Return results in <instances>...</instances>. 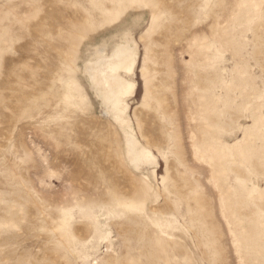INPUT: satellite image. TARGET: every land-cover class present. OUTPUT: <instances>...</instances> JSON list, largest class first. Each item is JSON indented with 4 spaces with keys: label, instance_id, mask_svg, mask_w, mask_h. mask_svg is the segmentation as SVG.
<instances>
[{
    "label": "rangeland",
    "instance_id": "1",
    "mask_svg": "<svg viewBox=\"0 0 264 264\" xmlns=\"http://www.w3.org/2000/svg\"><path fill=\"white\" fill-rule=\"evenodd\" d=\"M0 264H264V0H0Z\"/></svg>",
    "mask_w": 264,
    "mask_h": 264
},
{
    "label": "bare ground",
    "instance_id": "2",
    "mask_svg": "<svg viewBox=\"0 0 264 264\" xmlns=\"http://www.w3.org/2000/svg\"><path fill=\"white\" fill-rule=\"evenodd\" d=\"M130 61V59H125V61L122 63V64H120V66H118L117 68H120V67H122V66H124L126 63H128ZM116 69V68H115Z\"/></svg>",
    "mask_w": 264,
    "mask_h": 264
}]
</instances>
